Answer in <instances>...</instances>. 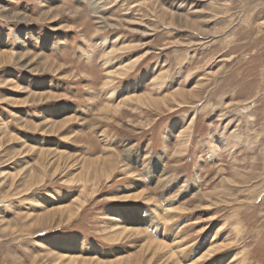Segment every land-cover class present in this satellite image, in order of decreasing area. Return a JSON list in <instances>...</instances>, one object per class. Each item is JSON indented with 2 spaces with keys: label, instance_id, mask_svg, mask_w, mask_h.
<instances>
[{
  "label": "rangeland",
  "instance_id": "rangeland-1",
  "mask_svg": "<svg viewBox=\"0 0 264 264\" xmlns=\"http://www.w3.org/2000/svg\"><path fill=\"white\" fill-rule=\"evenodd\" d=\"M0 264H264V0H0Z\"/></svg>",
  "mask_w": 264,
  "mask_h": 264
},
{
  "label": "bare ground",
  "instance_id": "bare-ground-1",
  "mask_svg": "<svg viewBox=\"0 0 264 264\" xmlns=\"http://www.w3.org/2000/svg\"><path fill=\"white\" fill-rule=\"evenodd\" d=\"M134 96V95H133ZM132 97H130L129 99H131ZM138 98V97H137ZM128 99V98H127ZM127 99H126V101H127ZM108 108V107H107ZM107 111H108V109H107ZM193 117H194V115L192 116V119H193ZM157 243V242H156ZM149 244V243H148ZM162 244V243H161ZM162 246V245H161ZM153 247V246H152ZM155 247H157L158 248V246H155Z\"/></svg>",
  "mask_w": 264,
  "mask_h": 264
}]
</instances>
